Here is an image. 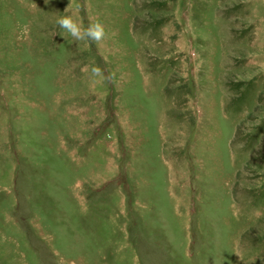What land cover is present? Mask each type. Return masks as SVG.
Instances as JSON below:
<instances>
[{"label":"rangeland","instance_id":"374dc122","mask_svg":"<svg viewBox=\"0 0 264 264\" xmlns=\"http://www.w3.org/2000/svg\"><path fill=\"white\" fill-rule=\"evenodd\" d=\"M0 264H264V0H0Z\"/></svg>","mask_w":264,"mask_h":264},{"label":"clouds","instance_id":"9594fccd","mask_svg":"<svg viewBox=\"0 0 264 264\" xmlns=\"http://www.w3.org/2000/svg\"><path fill=\"white\" fill-rule=\"evenodd\" d=\"M56 23L68 32L74 41L101 42L106 36L105 26L99 21L91 23L85 27L82 22L69 14L60 17ZM91 72L93 77H98L100 81L105 79L100 67H92Z\"/></svg>","mask_w":264,"mask_h":264}]
</instances>
